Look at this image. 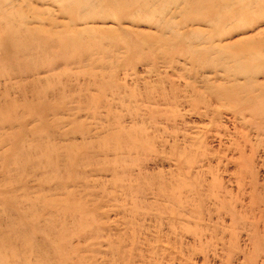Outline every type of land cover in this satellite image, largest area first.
Segmentation results:
<instances>
[{"label": "rangeland", "instance_id": "374dc122", "mask_svg": "<svg viewBox=\"0 0 264 264\" xmlns=\"http://www.w3.org/2000/svg\"><path fill=\"white\" fill-rule=\"evenodd\" d=\"M0 264H264V0H0Z\"/></svg>", "mask_w": 264, "mask_h": 264}]
</instances>
